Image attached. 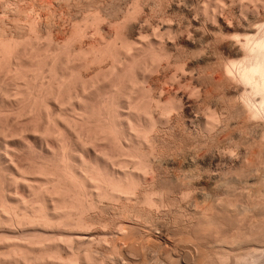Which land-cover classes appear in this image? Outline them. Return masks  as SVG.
<instances>
[{"label": "bare ground", "instance_id": "6f19581e", "mask_svg": "<svg viewBox=\"0 0 264 264\" xmlns=\"http://www.w3.org/2000/svg\"><path fill=\"white\" fill-rule=\"evenodd\" d=\"M193 2L92 13L65 40L50 23L21 25V8L14 28L34 38L0 27V264H134L155 243L152 227L175 248L219 235L222 212L242 225L259 209L237 238L264 241V170L254 175L264 164V4ZM104 22L111 41L100 38ZM89 24L99 38L83 45ZM240 123L258 137L247 161L218 140ZM247 172L259 199L189 207Z\"/></svg>", "mask_w": 264, "mask_h": 264}, {"label": "rangeland", "instance_id": "374dc122", "mask_svg": "<svg viewBox=\"0 0 264 264\" xmlns=\"http://www.w3.org/2000/svg\"><path fill=\"white\" fill-rule=\"evenodd\" d=\"M136 1L137 0H112V1L111 0H0V27L7 30L4 32V34L7 33L9 38H11L13 36L21 37V35H25V34L28 35V33H30V32L22 31V32H25V33H22L19 31L20 33L19 32L17 33V31L14 28L15 23H16V22H14V20L16 21V19H17L14 14H18L17 11H19V10L21 11V9H22L24 13H21V15H22V22H20L21 25L25 26L27 23H29V21L34 20V22L37 23L36 25L39 26L41 28V30L43 29V27L45 28L43 30H46L47 29L46 26L49 27L48 24L50 23L51 25L50 24L49 25H50V27L52 26L51 30L53 29V31H54L53 34H55L54 36L55 37L58 36L59 38L62 37V38H64L63 40H65V38H67L69 36V34L73 30H75V28H77V27L79 28V26H81V27L84 26V24H85L84 21L86 20L85 18L90 17V15H92V13H101V14H103L102 16H104L106 13H108L104 17L107 16L108 20H110L109 14H111V17L114 16L113 18H115V17L119 16L118 14H121L120 13L121 10H124L127 6H130L131 3H134ZM140 1H143V2L145 1V3H146L148 0H140ZM174 1H177L178 3H180V2L184 3V4H186L185 6H187V7L189 6V8H191L192 2L194 0H192V1L191 0H186V1L184 0L185 2H183L181 0H180V2H179V0H174ZM196 1L197 0H195L193 2V4H195V5H193L194 8H196V6H197ZM201 1L198 0V3L203 4L204 0H201ZM208 1L211 2V0H208ZM208 1H207V4H208ZM212 2H213V0H212ZM212 2L210 5H212ZM258 2L264 4L263 3L264 0H240L241 4L246 5V7L249 6L251 8L250 9L247 7L249 10H253L254 6ZM204 3H206V0ZM238 3H239V1H238ZM207 4H205V5L207 7H209V5H207ZM109 5H110V7H109ZM113 5L115 6L114 8H113ZM24 8H26L27 10H25ZM260 8H259L258 12H259L261 17L258 16V18H263L264 17V8L263 9H260ZM16 9H17V11H16L17 13H15ZM111 10H113L114 13L111 12ZM25 11H26V13H25ZM109 11L111 13H109ZM115 12L118 14H116ZM252 15H253L252 13H251V15L249 14L250 17ZM255 16L257 17V15H255ZM18 18H20V17H18ZM20 21H21V18H20ZM109 22L107 23L108 26L104 22L106 25H104V23L102 25L100 24L102 27H99V25H96V26L93 25V28L89 24L91 26V28H90V30H87L88 32L90 31L89 34L87 32L88 37L86 36L88 40L83 38L82 40L85 43L82 42V44L86 45V42L90 43L93 40H95L96 38H99L97 36L95 37V34L93 35V33L96 31L95 28L98 29V27H99V29L102 28L101 29L102 31L98 30V31H101V32H99V33H101L100 38L102 36H104L103 37L104 40L111 41L113 39V37H111V35L113 34V32H115V30H114L115 28H112V27H115V26L113 25L112 27H110L111 28V32H110V29H109L110 23ZM262 22H264V21H262ZM262 22H260L261 23L260 25H264ZM112 24H114V23H112ZM74 26H76V27H74ZM88 28H89V26H88ZM98 31H97V34H98ZM26 32H28V33H26ZM17 34H19V35H17ZM90 35H92V36H90ZM30 36H32V35L29 34L28 37L30 38ZM89 36L90 37L94 36L92 38L93 40H91V38ZM98 36H99V34H98ZM28 37L22 36V38H28ZM32 38H34V36H32ZM224 59H228L227 55L224 56ZM103 63H101L100 65L97 64V66L96 65H93V67L91 66L90 69H88L89 71L86 72L85 74H88L87 76L92 78V76L93 75L95 76V74L99 73V70L101 71V69L105 68L102 71V72H105L106 69L109 68V65H108L109 63L108 62L105 64H103ZM236 90L237 89H235L233 96L239 97L240 94L243 92L242 90H244V88L241 86L240 89L238 87L239 91L238 90L236 91ZM249 93L255 99L258 98L257 94H255V92H249ZM253 94H255V95H253ZM242 125H243L242 123L236 124L235 125L236 126L235 131H233L234 129L232 131H230L231 134L233 133L232 135L234 138L229 137V136H232L231 134H229V132H224V134H221L219 136L218 140H220L222 142L221 144H223V145H222L221 149L224 152L229 153L230 148H231V150L234 151V155H235L234 157L239 158L240 161H243V159L246 158L245 160L247 161L248 157H246V156L251 151H253L252 148L254 146H252V142H254L253 140H255V139L258 140V137H257V133H255L254 130L251 131V130H248V128L244 129V126H242ZM233 128H235V127H233ZM254 134L256 135V137ZM227 136H228V138L232 139L233 143L230 142L231 141L230 139L226 138ZM249 140L251 141V143ZM257 140H255V141H257ZM243 141H244V144L242 143ZM249 143L251 144V148H250ZM231 144H233V145H231ZM244 145H246V147ZM232 148H234V149H232ZM249 149H251V151ZM246 150L249 153L245 152ZM249 159H250V157L248 158V160ZM261 161H262V163L260 162L261 165L258 166L259 168L257 167L258 170L256 172H254L255 176L261 175L263 173L264 164H263L262 159H261ZM224 166L226 167L225 164H221L218 167L219 171H222L221 169H224L225 168ZM251 175H253V174L252 173L248 174V172H247L245 174V177H243L242 181H240V182L237 180L235 182L234 179L233 180L227 179L228 183L231 180L230 182H232V183H230L228 185L232 184V186H228V185L227 186L231 187L232 190L234 187L233 191L230 188H228L227 190L225 189L227 187L224 185V183L227 181H225L223 183L221 182V187L223 186L224 188L222 187V188H220V190L217 191L218 192L217 196H215L211 199L210 198L205 199V200L200 199L199 200L200 202H198V204H197V202L193 201L189 205V207L192 205L191 206L192 211H194V209L196 210L197 206L199 207L198 209L207 208V207L209 208L211 205H214V203H216L218 205L217 202H220L224 198H225V200H227L226 197L231 198L230 203H232V204H233V201L235 204V201H237V199H239V202L241 200V202L243 201L245 203H249L250 201L252 202L253 200L255 201V200L259 199V194L257 193L258 183H257V181H254L252 179V178H254V176L251 177ZM228 191H229V193H228ZM231 192H233L232 194H234V193L235 194L232 195ZM251 196H252V198H251V200H249V197H251ZM247 199H248V201H247ZM224 201H221V202H224ZM194 203H196V206ZM231 207L233 210L234 206H231ZM254 209H256V208H254ZM258 210L257 211L254 210L253 211L254 213H250L251 215L252 214L253 215L252 216L250 215L249 218H251V219L248 220L247 223H249V222L253 223L254 220L252 218H254L255 220L257 219L256 221H258L260 219V217H258L259 213H257V212H259ZM223 213L224 212H222L223 216L219 215L221 217L220 221H219V219H217L218 224L221 223L220 226L224 225L223 228L218 225L219 226L218 228L220 229V230H218L219 235H217V233L215 234L216 236L213 233H211V234H213L212 236H209L211 234H207L205 237L200 239V241H197L199 239H197L195 241L194 237L192 236V237H189V240L187 239L190 243L188 241L185 242V239H183L182 241H180L179 245L175 248L167 246L164 242H162V240L157 238L160 236V234H159L160 231L156 227H152L153 228L152 234H154L155 238H153V239H155V243L150 246L151 248L150 247H147V248L145 247L143 249L140 248L139 249L140 253L138 252L139 258L136 261H134V264H170V263L171 264H202V263L203 264H240V263L241 264H264V253H263L264 252V241H262V240H261L262 242H260V240H259V242L251 241V240L250 241H247V240H240L239 241L238 238L243 235L242 233H241L242 235L240 234V231L242 232V230H240V229L244 230L245 228H247V226L245 225L247 223H245V224L243 223L242 225H240V224L236 223V222H238L237 220L235 222L236 218H234L232 216L233 215L232 213H230V216H229V212L228 213L226 212L225 215ZM255 213H257V214H255ZM219 216L217 218H219ZM254 216H257L258 218L254 217ZM162 217H163V219L165 218L164 219L165 221L170 219L169 216L165 217V214L162 215ZM217 221L215 220V222H217ZM238 234H240V236H238ZM237 236H238V238H237ZM231 237L233 239L237 238V240H235L236 242L232 241L233 239ZM171 238H177V237H176V235H173ZM190 238H193L195 242H193ZM158 241H159V244H158ZM192 242L196 243L195 245H197L198 247L195 248V245L192 244ZM227 242H229V244ZM252 249H254V250H252ZM201 255H202V258H201ZM219 257H220V260H219ZM223 257H225L226 259L229 258V259H227L228 261H226V259L223 260L224 259ZM245 257H247L249 259H246ZM241 258H243V259H241ZM253 258H255V260ZM245 259L247 260V262L245 261V263H244L243 261ZM221 260H223L224 262ZM240 260H242V261H240ZM221 262H223V263H221Z\"/></svg>", "mask_w": 264, "mask_h": 264}]
</instances>
